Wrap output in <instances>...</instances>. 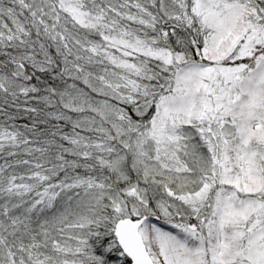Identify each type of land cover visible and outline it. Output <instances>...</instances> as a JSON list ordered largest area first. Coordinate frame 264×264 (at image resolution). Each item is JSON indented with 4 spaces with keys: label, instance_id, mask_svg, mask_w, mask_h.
<instances>
[{
    "label": "snow or ice",
    "instance_id": "6c2138e0",
    "mask_svg": "<svg viewBox=\"0 0 264 264\" xmlns=\"http://www.w3.org/2000/svg\"><path fill=\"white\" fill-rule=\"evenodd\" d=\"M0 264H264V0H0Z\"/></svg>",
    "mask_w": 264,
    "mask_h": 264
}]
</instances>
